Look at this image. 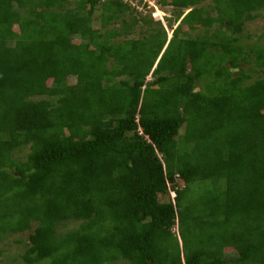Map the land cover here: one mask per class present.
Wrapping results in <instances>:
<instances>
[{"label":"trees","instance_id":"1","mask_svg":"<svg viewBox=\"0 0 264 264\" xmlns=\"http://www.w3.org/2000/svg\"><path fill=\"white\" fill-rule=\"evenodd\" d=\"M154 4L171 17L0 0V237L25 234L19 264H264V45L241 43L264 0Z\"/></svg>","mask_w":264,"mask_h":264},{"label":"rangeland","instance_id":"2","mask_svg":"<svg viewBox=\"0 0 264 264\" xmlns=\"http://www.w3.org/2000/svg\"><path fill=\"white\" fill-rule=\"evenodd\" d=\"M133 4H135V3H133ZM153 5L156 6L155 4H153ZM96 8H97V10H95V12L92 16V19L95 23H97V21H98L97 19H100V12H99L98 6ZM154 8H156V7H154ZM150 9L152 10L153 7ZM157 9L159 12H161V14L164 16V18L168 19L171 17V13H170L171 11H170L169 7L163 6V7H158ZM159 12H157V13L159 14ZM157 13H156V15H157ZM255 13L257 14V17L254 20L245 22L243 25L242 35H244L245 33H250L253 35L250 39H246L244 37L241 39V43L243 44V47H245L244 49L250 48L252 45H264V9H262L260 11L259 10L255 11ZM214 15H215L214 12H212V11L209 12V16H214ZM169 24L171 25V28L173 29L177 23L170 22ZM108 28H110V26ZM215 28H216V25H212L208 29V31H211L212 29H215ZM183 32H184L185 36L193 37L195 35H198L199 32H201V29L198 28L194 31L185 30ZM181 37H183V36H181ZM76 38L77 37H74L73 39H76ZM119 40H120V38H118L116 40V42ZM226 66H227V64H226ZM248 68L251 69L250 72H248ZM240 69L249 73L251 76V80H255V79H258L260 77H263V74L260 72V70L256 69L252 64L244 65L243 63H241L240 68L234 69V70L232 69V70H230V72L234 74L233 76H235L238 74ZM146 79H148V78H146ZM210 79H211V77L208 78V76H201L195 83L194 91H198L200 93L207 94L209 92V91H207L208 90L207 85L210 82ZM67 82L69 84H73L74 78L68 77ZM182 132H183V127H180L179 133H182ZM26 152H27L26 149H21L20 151L15 153V156L18 159L22 160L23 155ZM200 193H201V191L196 189L195 187H190V189L188 191V195L191 198L196 197ZM75 226H77V223L68 222V223L64 224L62 227L64 229H67V228H72ZM24 240H26V237H25V234H22V233H9V234L7 233L5 235V237H3V238L0 237V264H19L20 256H21L23 249H24V246H23ZM225 252H227V250H225Z\"/></svg>","mask_w":264,"mask_h":264},{"label":"clouds","instance_id":"3","mask_svg":"<svg viewBox=\"0 0 264 264\" xmlns=\"http://www.w3.org/2000/svg\"><path fill=\"white\" fill-rule=\"evenodd\" d=\"M157 8H158V7L156 6L155 9L150 10V12H149V16H150V18L152 19L153 22L158 21V22L161 23V22H162V19H164V18H163L164 16L161 14V12L158 11ZM260 10H262V9H260ZM260 10H259V11H260ZM157 12H159V14H158ZM156 13H157V15H156ZM75 40H76V39H74V41H75ZM146 78H148V79H146ZM153 79H154V77H152L150 74L146 75V76L144 77V80H143V85H145L146 83L151 82ZM142 87H143V86H142ZM141 89H143V88H141ZM137 131H138V134H141L140 128H137Z\"/></svg>","mask_w":264,"mask_h":264},{"label":"built area","instance_id":"4","mask_svg":"<svg viewBox=\"0 0 264 264\" xmlns=\"http://www.w3.org/2000/svg\"><path fill=\"white\" fill-rule=\"evenodd\" d=\"M123 1H126L129 4L134 5V7H136V3L138 1H140L141 3H146L147 4V8H152L153 7V9H155L154 7H156V6L153 5L154 4V0H123ZM133 3H135V4H133ZM138 10H141V9L138 7Z\"/></svg>","mask_w":264,"mask_h":264}]
</instances>
